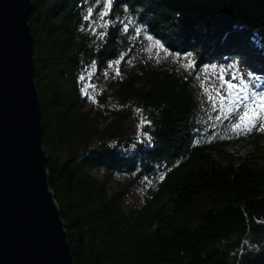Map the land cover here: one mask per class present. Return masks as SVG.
<instances>
[{
    "label": "trees",
    "instance_id": "1",
    "mask_svg": "<svg viewBox=\"0 0 264 264\" xmlns=\"http://www.w3.org/2000/svg\"><path fill=\"white\" fill-rule=\"evenodd\" d=\"M109 2V18L128 17L171 53L196 58L188 70L137 60L84 110L80 77L90 67L102 77L129 33L116 24L99 37L91 31L104 0H31L42 146L74 263L264 264L262 135L253 134V160L227 152L224 127L206 129L197 79L221 55L236 58L232 49L249 47L251 36L264 61V0ZM110 98L143 120L131 152L114 143L130 111L104 107ZM123 173L134 178L111 188ZM142 177L152 183L146 199L125 211L122 199Z\"/></svg>",
    "mask_w": 264,
    "mask_h": 264
},
{
    "label": "water",
    "instance_id": "2",
    "mask_svg": "<svg viewBox=\"0 0 264 264\" xmlns=\"http://www.w3.org/2000/svg\"><path fill=\"white\" fill-rule=\"evenodd\" d=\"M31 0H0V264H75L49 186Z\"/></svg>",
    "mask_w": 264,
    "mask_h": 264
},
{
    "label": "rangeland",
    "instance_id": "3",
    "mask_svg": "<svg viewBox=\"0 0 264 264\" xmlns=\"http://www.w3.org/2000/svg\"><path fill=\"white\" fill-rule=\"evenodd\" d=\"M104 2V7L95 14L90 22L91 31L96 34V37H99L105 31V27L114 24L120 25L122 32L129 33V46L118 60L108 65L102 77L97 76L93 67L88 68L80 77L79 92L86 99L83 104L84 110L89 109L91 103L98 105L97 97L101 92L107 90V81L113 73H117L121 69L129 71L137 60L142 59L152 65L188 70L190 69L188 65H193L196 58L195 54L180 56L176 53H171L165 48L163 43L152 38L142 30L138 23L128 17L121 19L109 18L114 7L109 0H104ZM250 43L247 48L236 47L232 49L234 54L237 53V57L234 59L231 58L232 55L227 53L219 57V62L205 64L198 71L197 79L200 92L203 95L202 109L205 111L204 114L208 116L205 121L206 129L210 130L209 133L212 135L222 125L224 128L221 130V137L233 140L227 143L224 149L235 156L253 160L258 155L252 141L256 139L253 134L262 135L259 145L263 147L264 131H258L253 128L252 131L242 135H236L230 131L243 114L244 105H247L249 109H259L260 98L264 97V61H261V58L256 53H253V50L258 49L254 36L250 37ZM254 60H258L257 64L254 63ZM260 64L263 66L261 67ZM229 83L234 85L235 88L228 89L227 85ZM244 94H247L248 99L241 103L238 95L243 96ZM209 96L214 98L215 107H213V100H210ZM221 98H223V102H221ZM252 100H255L254 104L251 103ZM230 101H236V104H230ZM104 107L130 111L129 119L123 125L122 135L114 143H117L122 152H131L133 150V142L142 137L141 125L143 120L139 111L130 103L122 109L115 105L113 98H110ZM227 118L228 121L224 125L223 120ZM261 123H264V111H260V119L256 121V126L259 127ZM91 173L99 178H103L105 175L99 169L92 170ZM133 178V174H115L111 178L110 187L116 188L118 183H123ZM151 186V180L147 178L136 179L134 187L122 199L123 209L127 211L131 208L140 207L146 199L148 188Z\"/></svg>",
    "mask_w": 264,
    "mask_h": 264
},
{
    "label": "snow or ice",
    "instance_id": "4",
    "mask_svg": "<svg viewBox=\"0 0 264 264\" xmlns=\"http://www.w3.org/2000/svg\"><path fill=\"white\" fill-rule=\"evenodd\" d=\"M191 66V64L188 65V67ZM117 74L119 73L117 72ZM227 87L230 90L235 88V86L231 83H229ZM209 99L213 100V107H215L214 98L212 96H209ZM238 99L242 103L244 100L248 99V96L247 94H244L243 96L238 95ZM221 102H223V98H221ZM251 103L254 104L255 100H252ZM230 104H236V101H230ZM260 111H264V97L260 98L259 109H249L247 105H244L243 114L240 116L239 121L232 126L230 131L232 133H235L236 135L246 134L247 132L252 131L253 128H256V130L258 131H264V123H261L259 127L256 126V121L260 119Z\"/></svg>",
    "mask_w": 264,
    "mask_h": 264
}]
</instances>
